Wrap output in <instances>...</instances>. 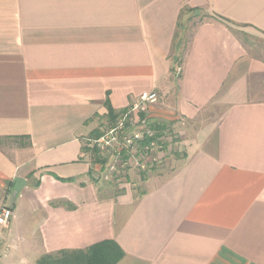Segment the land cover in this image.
Instances as JSON below:
<instances>
[{
	"label": "crops",
	"instance_id": "1",
	"mask_svg": "<svg viewBox=\"0 0 264 264\" xmlns=\"http://www.w3.org/2000/svg\"><path fill=\"white\" fill-rule=\"evenodd\" d=\"M184 7L205 11L186 41ZM257 37L264 0H0V264L105 240L116 264H264ZM149 90L150 118L186 125L185 156L141 194H104L84 140Z\"/></svg>",
	"mask_w": 264,
	"mask_h": 264
},
{
	"label": "rangeland",
	"instance_id": "2",
	"mask_svg": "<svg viewBox=\"0 0 264 264\" xmlns=\"http://www.w3.org/2000/svg\"><path fill=\"white\" fill-rule=\"evenodd\" d=\"M204 12L188 13L186 15L184 19L186 30H181L184 41L189 38L193 25L203 17ZM238 30L242 31L245 36L247 35L245 29L241 28ZM257 39H260L261 44H264V37H257ZM110 126L111 119L108 118L99 127V130L103 133ZM185 127L186 125H183V123L171 126L165 133V143L160 148L157 147L144 154H139L134 149L133 154L135 155L130 157L128 163L121 162V159L119 160L112 155L107 156L108 161L104 169L100 171L101 165L98 164V169L95 170L93 175L102 188H106L104 194L109 195L113 192L121 191L123 186L124 188L128 187L135 190L136 194H141L147 189L146 181L151 176L158 172L171 171L186 153L185 138L189 139V133L186 134L187 128ZM193 130H195V127Z\"/></svg>",
	"mask_w": 264,
	"mask_h": 264
},
{
	"label": "built area",
	"instance_id": "3",
	"mask_svg": "<svg viewBox=\"0 0 264 264\" xmlns=\"http://www.w3.org/2000/svg\"><path fill=\"white\" fill-rule=\"evenodd\" d=\"M160 96L156 90L143 91L140 96L125 110L117 121L97 137H87L85 145L105 157L112 155L120 158L124 151H131L137 141L145 135L153 137L155 132L147 128L146 122L150 118V107L159 102ZM141 115H144L141 118ZM160 148L157 140L150 144V151ZM120 160V159H119ZM129 161V159H128ZM124 161V163H128ZM13 218V208L10 204L0 201V254L5 247V234Z\"/></svg>",
	"mask_w": 264,
	"mask_h": 264
},
{
	"label": "trees",
	"instance_id": "4",
	"mask_svg": "<svg viewBox=\"0 0 264 264\" xmlns=\"http://www.w3.org/2000/svg\"><path fill=\"white\" fill-rule=\"evenodd\" d=\"M204 10L199 7L191 8L184 7L181 10L180 18L188 15V13H202ZM205 15V12H204ZM179 28H183L182 25ZM177 37L180 36V32H177ZM180 46V44H179ZM109 115L111 119V125H113L119 116L127 109L120 112H116L110 104ZM144 115H141V118ZM147 128L155 132L153 137L145 135L142 140L137 141L135 149L137 153L144 154L150 151V144L153 140H157L160 145H164L165 133L170 129V126L166 122L157 121L154 118H148L146 122ZM102 132L98 129L91 136L97 137L101 135ZM89 136V137H91ZM85 142V140H84ZM84 150L91 155L93 164H100L102 171L108 161V157L100 154L95 150H91L86 145ZM132 156L131 151H124L119 159L121 162L128 161ZM124 251L114 240H105L94 244L87 250H65L60 255H47L42 257L38 264H116L123 256Z\"/></svg>",
	"mask_w": 264,
	"mask_h": 264
},
{
	"label": "water",
	"instance_id": "5",
	"mask_svg": "<svg viewBox=\"0 0 264 264\" xmlns=\"http://www.w3.org/2000/svg\"><path fill=\"white\" fill-rule=\"evenodd\" d=\"M15 181H16V191H19V189H20V185H21V183H20V182H21L22 180H21V179H19V178H16V180H15Z\"/></svg>",
	"mask_w": 264,
	"mask_h": 264
}]
</instances>
